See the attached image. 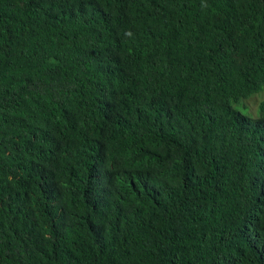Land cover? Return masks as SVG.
<instances>
[{
	"label": "trees",
	"instance_id": "1",
	"mask_svg": "<svg viewBox=\"0 0 264 264\" xmlns=\"http://www.w3.org/2000/svg\"><path fill=\"white\" fill-rule=\"evenodd\" d=\"M0 264H264V0H0Z\"/></svg>",
	"mask_w": 264,
	"mask_h": 264
},
{
	"label": "rangeland",
	"instance_id": "2",
	"mask_svg": "<svg viewBox=\"0 0 264 264\" xmlns=\"http://www.w3.org/2000/svg\"><path fill=\"white\" fill-rule=\"evenodd\" d=\"M258 101H259V98L257 96H254L253 98H251L247 104H248V108L250 111L255 112V109L257 107V104H258ZM240 113H243V114H247V111L243 108L242 105L240 104H237L234 106Z\"/></svg>",
	"mask_w": 264,
	"mask_h": 264
}]
</instances>
